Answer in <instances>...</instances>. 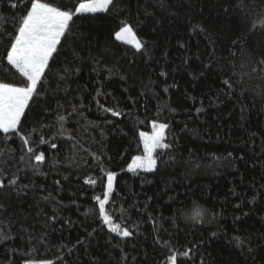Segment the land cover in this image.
Here are the masks:
<instances>
[{
	"label": "trees",
	"instance_id": "obj_1",
	"mask_svg": "<svg viewBox=\"0 0 264 264\" xmlns=\"http://www.w3.org/2000/svg\"><path fill=\"white\" fill-rule=\"evenodd\" d=\"M28 7L0 0V82L13 86L26 81L5 52ZM262 21L264 0H114L74 15L17 133L0 132V264H264ZM125 24L141 51L115 40ZM153 123L171 147L155 171L130 172ZM108 173L105 210L129 237L99 215Z\"/></svg>",
	"mask_w": 264,
	"mask_h": 264
},
{
	"label": "snow or ice",
	"instance_id": "obj_2",
	"mask_svg": "<svg viewBox=\"0 0 264 264\" xmlns=\"http://www.w3.org/2000/svg\"><path fill=\"white\" fill-rule=\"evenodd\" d=\"M29 7L22 15L19 25L10 46L6 49L5 58L7 64L16 70L26 83L23 86H13L12 83L0 82V132L4 134L17 133L18 126L21 125L22 117H25V110L29 107L34 95H38L37 87L42 85V78H45L46 70H49V62L53 60L54 54L58 52V45L65 33L69 30L70 22L73 16L80 13L106 12L114 0H87L80 2L78 6L72 8L64 6H54L52 0H27ZM18 7L17 4L12 5ZM264 23V21H262ZM114 38L125 44L132 45L136 51H141L144 44L136 37L132 27L125 24L115 32ZM69 69H65L67 73ZM110 111V109H106ZM113 115H119L118 112H112ZM65 118L60 117L63 121ZM153 132L151 134L140 132V139L143 143L144 155L135 156L131 164L128 165V171L136 173L138 170L152 172L156 169L157 150H166L171 147L166 142L164 135L168 125L153 123ZM25 145L29 143L27 138L21 137ZM40 143H45L43 139ZM56 148V144L51 145ZM32 152V148H28ZM37 163L44 161V153L41 152L34 156ZM114 174H107L106 191L103 199L96 196L99 215L103 222L109 225V231L116 233L121 237H129L132 233L121 227L120 224H113L111 216L106 212L105 206L109 203V195L113 191ZM15 179L9 181L14 184ZM86 183H96L95 180L85 181ZM0 187H4V181H0ZM202 215V211L197 209L193 219L197 220ZM187 256L188 252L182 253ZM171 264H177V255L173 253L169 257ZM41 264H50V262H41Z\"/></svg>",
	"mask_w": 264,
	"mask_h": 264
},
{
	"label": "rangeland",
	"instance_id": "obj_3",
	"mask_svg": "<svg viewBox=\"0 0 264 264\" xmlns=\"http://www.w3.org/2000/svg\"><path fill=\"white\" fill-rule=\"evenodd\" d=\"M97 13H101V12H97ZM80 14H92V13H80ZM121 42V41H120ZM130 45V44H129ZM132 46V45H131ZM140 171V170H138ZM141 172H144V171H141ZM153 172V171H152ZM113 184H114V180H113ZM107 190V189H106ZM108 228H109V225H108ZM37 264H41V263H37Z\"/></svg>",
	"mask_w": 264,
	"mask_h": 264
}]
</instances>
